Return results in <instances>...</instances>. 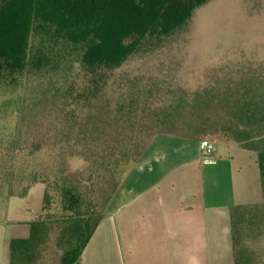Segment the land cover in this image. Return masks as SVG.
Listing matches in <instances>:
<instances>
[{
    "label": "trees",
    "instance_id": "1",
    "mask_svg": "<svg viewBox=\"0 0 264 264\" xmlns=\"http://www.w3.org/2000/svg\"><path fill=\"white\" fill-rule=\"evenodd\" d=\"M208 1L0 0V120L16 119L0 132V209L45 186L10 264H79L121 169L159 135L255 152L264 193V62L194 89L123 70L169 48ZM230 220L233 264H264V203L234 206Z\"/></svg>",
    "mask_w": 264,
    "mask_h": 264
},
{
    "label": "crops",
    "instance_id": "2",
    "mask_svg": "<svg viewBox=\"0 0 264 264\" xmlns=\"http://www.w3.org/2000/svg\"><path fill=\"white\" fill-rule=\"evenodd\" d=\"M211 140L217 151L204 164L200 138L155 137L124 176L116 207L98 225L79 264H231L230 210L248 205L251 195L237 158L248 150L223 137ZM260 191L261 176L255 195Z\"/></svg>",
    "mask_w": 264,
    "mask_h": 264
},
{
    "label": "rangeland",
    "instance_id": "3",
    "mask_svg": "<svg viewBox=\"0 0 264 264\" xmlns=\"http://www.w3.org/2000/svg\"><path fill=\"white\" fill-rule=\"evenodd\" d=\"M263 62L264 0H209L195 10L187 30L179 34L169 48L149 56H137L123 70L194 89L204 85L216 73L222 76L230 70L255 67ZM7 98L0 95V105ZM0 121L1 133L13 129L16 124V119L12 118ZM205 138L212 137H202L201 140ZM242 152L237 162L243 168L246 187L251 194L248 205L263 204V189L259 197L254 192L256 184L260 188L257 154L252 151ZM142 157L121 169L123 178L130 168L140 163ZM72 166L75 169L79 165L73 163ZM254 172L258 174V182L254 181ZM44 195L45 186L37 184L27 196L11 198L1 207L0 264H9L11 238L27 234L31 223L41 215ZM115 197L108 205L106 215L116 207ZM257 243L258 248L264 251V233Z\"/></svg>",
    "mask_w": 264,
    "mask_h": 264
},
{
    "label": "built area",
    "instance_id": "4",
    "mask_svg": "<svg viewBox=\"0 0 264 264\" xmlns=\"http://www.w3.org/2000/svg\"><path fill=\"white\" fill-rule=\"evenodd\" d=\"M217 148L211 139L205 138L201 140L200 144V156L204 164H208L212 161L216 154Z\"/></svg>",
    "mask_w": 264,
    "mask_h": 264
}]
</instances>
